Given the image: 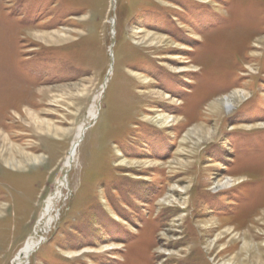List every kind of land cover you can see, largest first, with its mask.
<instances>
[{"label":"rangeland","instance_id":"374dc122","mask_svg":"<svg viewBox=\"0 0 264 264\" xmlns=\"http://www.w3.org/2000/svg\"><path fill=\"white\" fill-rule=\"evenodd\" d=\"M28 240L264 264V0H0V264Z\"/></svg>","mask_w":264,"mask_h":264},{"label":"bare ground","instance_id":"6f19581e","mask_svg":"<svg viewBox=\"0 0 264 264\" xmlns=\"http://www.w3.org/2000/svg\"><path fill=\"white\" fill-rule=\"evenodd\" d=\"M41 35V34H40ZM44 35H48V37L50 38H53L52 35L50 34H44ZM43 36V35H41ZM237 95V94H236ZM235 96V95H234ZM234 98V97H233ZM225 99V107L227 109L231 108L233 103L230 99V96H225L224 97ZM29 114V113H28ZM90 115L93 116L95 118L96 116V112L94 111H90ZM36 116V115H35ZM82 132H83V129H80L79 131V134H78V138L80 139L81 135H82ZM78 138L76 139V141L73 142L72 144V147L71 149L69 150L68 154L66 155V158L64 160V166L65 167H69L70 163L72 162L74 156H75V153H76V150H77V147H78ZM23 152V151H22ZM9 153V152H8ZM21 153V152H20ZM18 154V153H17ZM30 155V154H29ZM15 156V155H14ZM9 158V157H8ZM20 158V157H19ZM29 158V157H28ZM37 157H35L34 159H36ZM13 160V159H11ZM7 161V160H6ZM235 179L233 178H227L225 181H224V184H228L230 183V181H234ZM38 243L34 242V241H31V240H28L24 246L21 248L20 252L16 255V258H15V261L14 263L15 264H23L24 261L29 257V255L35 250L36 246H37Z\"/></svg>","mask_w":264,"mask_h":264},{"label":"water","instance_id":"95a60500","mask_svg":"<svg viewBox=\"0 0 264 264\" xmlns=\"http://www.w3.org/2000/svg\"><path fill=\"white\" fill-rule=\"evenodd\" d=\"M113 23V22H112ZM113 25V24H112ZM113 43H111L110 45V50H111V47H112ZM110 57H111V60H112V53H110Z\"/></svg>","mask_w":264,"mask_h":264}]
</instances>
